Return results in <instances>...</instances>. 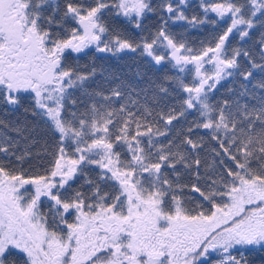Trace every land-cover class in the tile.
<instances>
[{
    "label": "snow or ice",
    "instance_id": "6c2138e0",
    "mask_svg": "<svg viewBox=\"0 0 264 264\" xmlns=\"http://www.w3.org/2000/svg\"><path fill=\"white\" fill-rule=\"evenodd\" d=\"M0 264H264V0H0Z\"/></svg>",
    "mask_w": 264,
    "mask_h": 264
}]
</instances>
